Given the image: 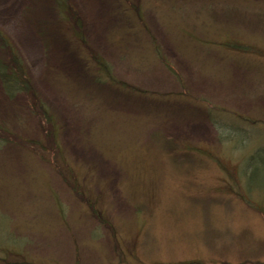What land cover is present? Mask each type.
<instances>
[{
  "label": "rangeland",
  "instance_id": "obj_1",
  "mask_svg": "<svg viewBox=\"0 0 264 264\" xmlns=\"http://www.w3.org/2000/svg\"><path fill=\"white\" fill-rule=\"evenodd\" d=\"M69 2L0 0V264H264V0Z\"/></svg>",
  "mask_w": 264,
  "mask_h": 264
},
{
  "label": "trees",
  "instance_id": "obj_2",
  "mask_svg": "<svg viewBox=\"0 0 264 264\" xmlns=\"http://www.w3.org/2000/svg\"><path fill=\"white\" fill-rule=\"evenodd\" d=\"M50 3V7L57 11L70 23L73 22L77 28L81 29V17L78 10L69 2V0H43ZM140 10V9H138ZM53 14L54 11L52 10ZM140 14V11H138ZM138 14V15H139ZM96 61L102 68L106 64L101 57L96 55ZM26 66L20 54L12 45L9 35L0 28V89L8 100L14 99L16 95L33 93L31 80L27 74ZM43 115L52 119L45 108H42ZM259 153H264V148L258 150ZM258 153V154H259ZM256 155H252L250 160Z\"/></svg>",
  "mask_w": 264,
  "mask_h": 264
}]
</instances>
